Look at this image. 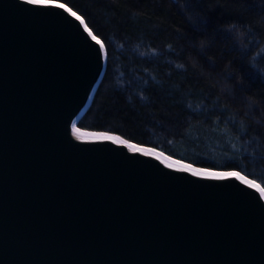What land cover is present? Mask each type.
<instances>
[{
    "label": "water",
    "instance_id": "95a60500",
    "mask_svg": "<svg viewBox=\"0 0 264 264\" xmlns=\"http://www.w3.org/2000/svg\"><path fill=\"white\" fill-rule=\"evenodd\" d=\"M69 8L0 0V264H264L257 189L75 138L107 53Z\"/></svg>",
    "mask_w": 264,
    "mask_h": 264
},
{
    "label": "trees",
    "instance_id": "16d2710c",
    "mask_svg": "<svg viewBox=\"0 0 264 264\" xmlns=\"http://www.w3.org/2000/svg\"><path fill=\"white\" fill-rule=\"evenodd\" d=\"M57 1L107 53L80 128L264 187V0ZM230 22L247 26L242 41L225 30Z\"/></svg>",
    "mask_w": 264,
    "mask_h": 264
},
{
    "label": "snow or ice",
    "instance_id": "6c2138e0",
    "mask_svg": "<svg viewBox=\"0 0 264 264\" xmlns=\"http://www.w3.org/2000/svg\"><path fill=\"white\" fill-rule=\"evenodd\" d=\"M53 0H26V3L32 5H48L51 4ZM60 8H65L64 4L57 5ZM72 17L83 26L84 31L91 38L92 41H95L99 45V51H103L105 45L101 42L96 35L93 34V31L89 28L88 24L85 22L84 17L78 15L77 12L72 11V9H67ZM73 135L77 140L84 141L86 139L85 134L79 132L76 129L75 124L73 125ZM89 138L94 141H110L116 145L125 146L131 153H139L146 157H154L156 160L163 163L168 169H173L180 172L191 173V175L196 177H204L209 179H225L228 177H236L244 181V183L251 188L257 189L261 197H264V187H261L259 184L255 183L252 180H246L244 177L240 176L239 172L229 171H212L209 169L194 167L192 164L184 163L182 160L173 159L171 156H166L162 152L156 151L154 148L150 147H141L135 143L130 142L127 139L122 138L119 135H110L107 133L100 134H89Z\"/></svg>",
    "mask_w": 264,
    "mask_h": 264
},
{
    "label": "clouds",
    "instance_id": "9594fccd",
    "mask_svg": "<svg viewBox=\"0 0 264 264\" xmlns=\"http://www.w3.org/2000/svg\"><path fill=\"white\" fill-rule=\"evenodd\" d=\"M244 27H247V26H240L237 22H230L225 26V30L230 32L232 34L233 38L235 40H237L238 42H240L243 40V37L245 36V31L243 30ZM205 42L206 41L201 39V41L199 43L202 46ZM250 63H251V59H250ZM252 66L254 68L258 67V65L254 64V63ZM261 71H264V68H262ZM255 103H257L255 98H253V97L248 98L249 107H251ZM256 122L259 123V118H257Z\"/></svg>",
    "mask_w": 264,
    "mask_h": 264
},
{
    "label": "bare ground",
    "instance_id": "6f19581e",
    "mask_svg": "<svg viewBox=\"0 0 264 264\" xmlns=\"http://www.w3.org/2000/svg\"><path fill=\"white\" fill-rule=\"evenodd\" d=\"M75 124V126H76V129H78L79 130V132L80 133H82V134H85V136H86V138H89V134H100V133H107V134H110V135H118V134H113V133H109V132H103V131H91V130H87V129H83V128H80L78 125H77V123H73V125ZM72 132H73V126H72ZM119 136H121V135H119ZM122 137V136H121ZM122 138H124V137H122ZM124 139H126V138H124ZM128 140V139H127ZM130 141V140H129ZM130 142H132V141H130ZM132 143H135V142H132ZM135 144H137V143H135ZM137 145H139V146H141V147H150V146H145V145H140V144H137ZM150 148H153V147H150ZM156 151H158V152H162V153H164V155H166V156H170L169 154H167V153H165V152H163L162 150H159V149H157V148H154ZM173 159H177V158H175V157H173V156H171ZM180 160V159H179ZM182 162H184V163H188V162H185V161H183L182 160ZM189 164H191V163H189ZM193 165V164H192ZM194 167H199V166H195V165H193ZM199 168H204V167H199ZM204 169H209V170H211L210 168H204ZM212 171H216L215 169H212ZM239 174H240V176H242V177H244L246 180H251L250 178H248L247 176H245L244 174H242V173H240L239 172ZM253 181V180H252Z\"/></svg>",
    "mask_w": 264,
    "mask_h": 264
}]
</instances>
